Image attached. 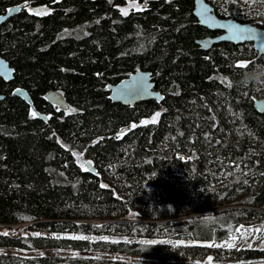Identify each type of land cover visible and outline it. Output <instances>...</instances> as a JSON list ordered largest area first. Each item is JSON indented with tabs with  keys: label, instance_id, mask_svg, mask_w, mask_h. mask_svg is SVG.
<instances>
[{
	"label": "trees",
	"instance_id": "16d2710c",
	"mask_svg": "<svg viewBox=\"0 0 264 264\" xmlns=\"http://www.w3.org/2000/svg\"><path fill=\"white\" fill-rule=\"evenodd\" d=\"M130 1L140 7L122 13ZM207 1L219 17L264 28V2ZM17 6L0 26L15 70L0 77V228L96 239L0 232V264H111L90 252L264 264V249L216 245L264 222V55L252 43L202 50L196 41L217 32L199 25L193 0H0V16ZM39 7L49 12L29 10ZM139 69L164 100L113 102L108 86ZM16 87L47 122L11 96ZM13 249L78 252L64 262Z\"/></svg>",
	"mask_w": 264,
	"mask_h": 264
},
{
	"label": "water",
	"instance_id": "95a60500",
	"mask_svg": "<svg viewBox=\"0 0 264 264\" xmlns=\"http://www.w3.org/2000/svg\"><path fill=\"white\" fill-rule=\"evenodd\" d=\"M193 14L198 19L199 25L205 27L211 32H219L216 36L208 35L196 41L204 51L211 50L215 45L228 42L236 45L252 43L257 51V58L264 55V28L251 23H242L234 18L219 17L214 7L207 0H193ZM20 6L9 9L6 14L0 16V26L8 19L18 14ZM0 77L6 82L15 79V70L10 63L0 54ZM110 99L115 103H121L127 106H134L139 102L155 100L161 103L164 95L155 89L152 73L144 70H137L124 78L117 84L109 85ZM11 96H17L23 99L30 107V112L35 113L44 121H48V115L37 111L30 93L21 87H16ZM6 96L0 94V101ZM47 100L62 109H69V105L64 96L58 91H51L47 94ZM255 108L258 112L264 114V98L255 101ZM127 128L120 130L119 134L124 133ZM88 169L93 173L95 168L91 163H86ZM114 264V263H111Z\"/></svg>",
	"mask_w": 264,
	"mask_h": 264
},
{
	"label": "rangeland",
	"instance_id": "374dc122",
	"mask_svg": "<svg viewBox=\"0 0 264 264\" xmlns=\"http://www.w3.org/2000/svg\"><path fill=\"white\" fill-rule=\"evenodd\" d=\"M245 3L251 5V4H260L263 3L264 0H243ZM140 7V5L137 2L130 1L126 5L122 6L120 9L122 13L128 14L132 10H136ZM30 11L38 13V14H44L49 12V9L46 7H39V8H29ZM157 115L152 118V120H156ZM96 222V221H95ZM103 221H98V223H102ZM0 232L9 234V235H21V236H52V237H62V238H72V239H85L93 241L96 238L92 237L90 235H79V234H48L45 232H31V231H25L23 226L20 227H12V228H0ZM99 239L103 240H110L109 238L100 237ZM132 241L135 242H145V239L137 238L133 239ZM168 243L171 244H178L175 240H168ZM187 244H194L193 242H187ZM217 246H221L224 248H230V249H242V248H249V249H264V222L261 224V227L253 225V226H246L243 225L237 229L234 235L231 236L229 240L220 242L216 244ZM6 251H12L17 252L19 254H22L24 256H33V255H53L57 256L60 259H63L64 262H66L67 259H70V257H73L75 254H77L78 251L72 250V249H50V250H41L39 252H25V251H18L16 249L13 250H6ZM85 255L95 257V258H106L110 261V263L114 264H120L122 261H137L140 263H150V264H201L199 261H185V260H164V259H149L144 257H136L131 255H118L116 253H100L98 256L94 253H86ZM223 264H233L229 262H225Z\"/></svg>",
	"mask_w": 264,
	"mask_h": 264
},
{
	"label": "snow or ice",
	"instance_id": "6c2138e0",
	"mask_svg": "<svg viewBox=\"0 0 264 264\" xmlns=\"http://www.w3.org/2000/svg\"><path fill=\"white\" fill-rule=\"evenodd\" d=\"M35 115H36V114H35V113H33V116H35ZM156 115L158 116V115H159V113H157ZM151 122H153V123H154V122H155V120H153V121H151ZM144 123H148V121H145ZM133 127H135V125H133ZM121 135H123V133H121ZM102 187H103V185H102Z\"/></svg>",
	"mask_w": 264,
	"mask_h": 264
},
{
	"label": "flooded vegetation",
	"instance_id": "af4514ba",
	"mask_svg": "<svg viewBox=\"0 0 264 264\" xmlns=\"http://www.w3.org/2000/svg\"><path fill=\"white\" fill-rule=\"evenodd\" d=\"M218 34H220L219 32H217V34L216 35H218Z\"/></svg>",
	"mask_w": 264,
	"mask_h": 264
},
{
	"label": "bare ground",
	"instance_id": "6f19581e",
	"mask_svg": "<svg viewBox=\"0 0 264 264\" xmlns=\"http://www.w3.org/2000/svg\"><path fill=\"white\" fill-rule=\"evenodd\" d=\"M64 110H67V109H64Z\"/></svg>",
	"mask_w": 264,
	"mask_h": 264
},
{
	"label": "clouds",
	"instance_id": "9594fccd",
	"mask_svg": "<svg viewBox=\"0 0 264 264\" xmlns=\"http://www.w3.org/2000/svg\"><path fill=\"white\" fill-rule=\"evenodd\" d=\"M251 82V81H250Z\"/></svg>",
	"mask_w": 264,
	"mask_h": 264
}]
</instances>
